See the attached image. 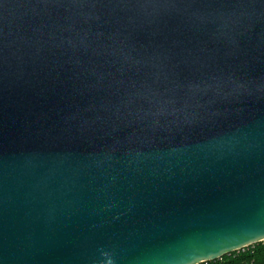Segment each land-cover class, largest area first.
Returning <instances> with one entry per match:
<instances>
[{
    "label": "water",
    "instance_id": "obj_1",
    "mask_svg": "<svg viewBox=\"0 0 264 264\" xmlns=\"http://www.w3.org/2000/svg\"><path fill=\"white\" fill-rule=\"evenodd\" d=\"M262 242L264 0H0V264Z\"/></svg>",
    "mask_w": 264,
    "mask_h": 264
},
{
    "label": "trees",
    "instance_id": "obj_2",
    "mask_svg": "<svg viewBox=\"0 0 264 264\" xmlns=\"http://www.w3.org/2000/svg\"><path fill=\"white\" fill-rule=\"evenodd\" d=\"M203 264H264V242L227 255L222 260Z\"/></svg>",
    "mask_w": 264,
    "mask_h": 264
}]
</instances>
